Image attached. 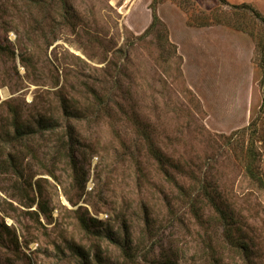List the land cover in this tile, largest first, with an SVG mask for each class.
Masks as SVG:
<instances>
[{"label":"rangeland","instance_id":"1","mask_svg":"<svg viewBox=\"0 0 264 264\" xmlns=\"http://www.w3.org/2000/svg\"><path fill=\"white\" fill-rule=\"evenodd\" d=\"M226 1L0 0V264H264V0Z\"/></svg>","mask_w":264,"mask_h":264},{"label":"trees","instance_id":"2","mask_svg":"<svg viewBox=\"0 0 264 264\" xmlns=\"http://www.w3.org/2000/svg\"><path fill=\"white\" fill-rule=\"evenodd\" d=\"M219 2L223 3V4H227V1L226 0H218ZM254 10V9H253ZM254 12H256L254 10ZM257 13V12H256ZM258 17H261L259 13L256 14ZM153 23H152V26L151 28L156 24V22L159 20L158 19V16L155 12H153ZM19 119L20 118H16L14 120V126H15V134L12 135L11 140H13L15 143L16 142H19L21 140V138H25L23 136L25 135H22L23 134V129H24V126L23 125H20L19 124ZM42 124V123H41ZM11 136V134H9L8 132H6L4 130L3 132V129L0 131V139H5V137H9ZM31 137H33L32 135V132H29V135L26 137V139H30ZM252 142L254 143L255 141H253V139H251ZM251 158L253 159V162L255 161V158L253 156V154H251ZM16 161H17V158L15 156H12V155H8V161H4V168L8 167V168H11L12 170H16L18 168V166L16 165ZM247 170L248 172L250 173V165L247 164ZM82 226L88 231L89 230V226H88V223L86 221H82Z\"/></svg>","mask_w":264,"mask_h":264}]
</instances>
